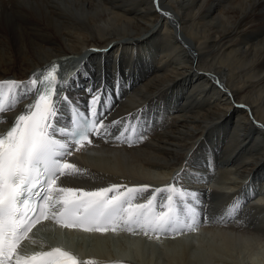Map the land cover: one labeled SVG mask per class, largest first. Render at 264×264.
Listing matches in <instances>:
<instances>
[{
    "label": "bare ground",
    "instance_id": "1",
    "mask_svg": "<svg viewBox=\"0 0 264 264\" xmlns=\"http://www.w3.org/2000/svg\"><path fill=\"white\" fill-rule=\"evenodd\" d=\"M54 63L62 79L66 68L73 72L62 83L78 78L81 87L66 91L77 99L89 98L90 81L99 85L103 75L111 89L119 74L126 98L120 93L106 124L138 112L154 122L138 146L102 144L73 163L87 174L63 186L148 185V197L180 174V186L200 194L208 217L241 204L226 226L211 224L152 250L117 237L78 238L84 258L264 264L261 256L233 257L242 253L234 252L239 242L264 248V0H0V80L25 81ZM207 174H214L209 182Z\"/></svg>",
    "mask_w": 264,
    "mask_h": 264
},
{
    "label": "snow or ice",
    "instance_id": "2",
    "mask_svg": "<svg viewBox=\"0 0 264 264\" xmlns=\"http://www.w3.org/2000/svg\"><path fill=\"white\" fill-rule=\"evenodd\" d=\"M58 67L53 64L25 81L0 80V123L7 125L0 131V264H81L58 247L32 254L21 251L32 229L48 220L61 229L85 233L125 231L157 237L191 233L211 224L226 226L235 220L239 201L218 218L202 217L200 194L180 186V174L172 184L152 189L148 197L144 196L148 185L111 184L93 190L63 186L62 178L87 174L67 162L73 147L79 151L91 145V136L133 147L143 142L154 122L138 112L105 124L106 113L120 99L119 74L111 89L103 75L99 85L90 81L84 87L89 98L81 110L78 100L59 95L81 87L78 78L58 83ZM25 100L31 102L9 120L8 114ZM69 109L70 123L64 124L61 120Z\"/></svg>",
    "mask_w": 264,
    "mask_h": 264
},
{
    "label": "rangeland",
    "instance_id": "3",
    "mask_svg": "<svg viewBox=\"0 0 264 264\" xmlns=\"http://www.w3.org/2000/svg\"><path fill=\"white\" fill-rule=\"evenodd\" d=\"M253 241L254 242L255 241H258V238H257V240H255V238H252V242ZM244 246H245V244H243V242H239V244H236V249L234 250V252H236L237 250L240 249L242 253L236 252V254L233 256L234 259L237 258V256H238V258H239V256L244 257V258H247V257L249 258L250 256H253V255L255 257H260L261 256V258L264 259V248L259 249L258 248V242H255L254 244L252 243L251 246H245V247H248V249L246 251L245 250H242V248H244ZM85 248H86L87 252L89 250H91L89 247H85ZM259 250H261V251L259 252Z\"/></svg>",
    "mask_w": 264,
    "mask_h": 264
}]
</instances>
